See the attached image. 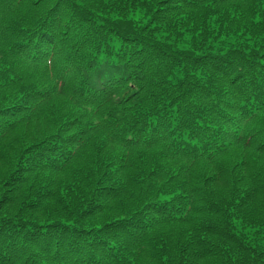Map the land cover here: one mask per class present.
I'll list each match as a JSON object with an SVG mask.
<instances>
[{
    "label": "trees",
    "instance_id": "trees-1",
    "mask_svg": "<svg viewBox=\"0 0 264 264\" xmlns=\"http://www.w3.org/2000/svg\"><path fill=\"white\" fill-rule=\"evenodd\" d=\"M0 264H264V0H0Z\"/></svg>",
    "mask_w": 264,
    "mask_h": 264
}]
</instances>
